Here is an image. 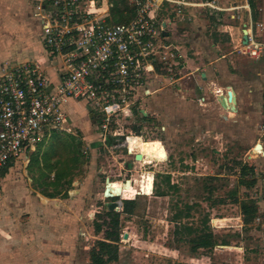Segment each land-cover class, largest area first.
<instances>
[{
    "label": "rangeland",
    "instance_id": "obj_1",
    "mask_svg": "<svg viewBox=\"0 0 264 264\" xmlns=\"http://www.w3.org/2000/svg\"><path fill=\"white\" fill-rule=\"evenodd\" d=\"M109 1L104 0V8ZM115 1L119 0H112L109 7L113 23L117 22ZM236 1L239 5L244 2ZM249 2L264 6V0ZM7 3L0 0V6ZM124 11L121 15L127 16ZM11 14L8 11L0 18V57H17L30 51L44 62L41 38L24 27L30 18L23 13L11 18ZM197 15L190 27L187 22H179L178 27L186 30V42H191L180 47L193 48L188 55L198 51L188 56L193 64L209 63L206 72L210 77L223 90L233 88L235 111L223 108L211 93L203 103L193 79L175 83L171 76L157 73L163 78L154 76L150 94L137 102L143 113L135 112L128 127L117 126L118 136L104 132L106 140L102 143L96 137L101 128L97 124L98 130L92 124L88 127L86 122L77 124L78 129L73 128L71 133L46 127L42 138L14 168V181L22 183L26 192L22 191L18 199H14V193L13 199L2 205L0 264H91L90 252L97 249L99 241L117 246V259L106 264H264V240L256 230L261 212L244 223L241 209L252 203L250 197L264 183V145L263 154L255 158L251 154L259 144L258 125L264 112V55L258 60L241 56L237 52L240 30L236 25L232 37L223 35L206 27ZM210 43L219 46L212 48ZM210 52L223 58L214 61L208 56ZM85 108L91 110L87 104ZM141 115L147 117L142 119ZM94 119L98 121L97 116ZM131 137L162 142L165 160L147 164L136 160L127 146ZM70 142L77 152L56 163L52 152L64 150ZM40 151L51 154L46 155L47 164L53 168H44L42 161L43 165L31 167L30 175L35 179L36 170L42 168L51 183L66 171L58 184L46 187V194H56L51 199L31 185L26 170L32 166L29 161L35 152V160H43ZM243 166L248 168L244 176ZM145 173L152 177L151 193L137 194L136 186ZM251 179L255 180L251 187L240 184ZM112 181H131L132 187L121 195L104 196L106 184ZM25 196L30 200L23 201ZM125 205H131L132 211L124 212ZM113 219L117 220L116 227ZM207 226L217 244L194 249L192 241ZM109 233H117L118 238Z\"/></svg>",
    "mask_w": 264,
    "mask_h": 264
},
{
    "label": "built area",
    "instance_id": "obj_2",
    "mask_svg": "<svg viewBox=\"0 0 264 264\" xmlns=\"http://www.w3.org/2000/svg\"><path fill=\"white\" fill-rule=\"evenodd\" d=\"M33 1L46 60L0 64V173L30 152L46 127L70 132L63 111L70 99L91 107L102 143L104 132L118 136L117 126L128 127L135 112L143 113L137 102L150 94L154 73L172 76L180 67L178 47L167 39L175 17L190 8L215 15L237 8L219 0H125L133 16L113 23L112 0L105 8L104 0ZM242 7L249 13L247 2ZM246 25L237 52L258 60L264 55V15ZM258 132L261 149L253 150L254 158L263 154L264 112ZM252 197L264 201V183ZM256 220L264 239V211Z\"/></svg>",
    "mask_w": 264,
    "mask_h": 264
},
{
    "label": "crops",
    "instance_id": "obj_3",
    "mask_svg": "<svg viewBox=\"0 0 264 264\" xmlns=\"http://www.w3.org/2000/svg\"><path fill=\"white\" fill-rule=\"evenodd\" d=\"M7 3V5L0 6V18H3L4 15L7 16L8 11L9 13H13L11 14V18L14 17V14L18 15L20 13H23L25 15H27V17L30 18L31 22L24 26L25 28H27L30 32H37V36H39V26H38V22L37 19L34 15L35 13V7H34V1L33 0H5ZM255 1V0H253ZM3 2V1H1ZM245 2L248 3L249 6V13L245 12V8L242 7ZM10 3V5H9ZM219 3L222 7L224 8H228L232 3L235 4V6L237 8H234L232 10L229 11H225V12H220L217 13L218 15H215L214 11H206L205 14H203L202 16L199 15V12L197 10H194L193 8L188 9L187 11H185L181 16H177L175 17V22L170 24V29L171 32L168 33V41L172 44V45H176L178 47V54H179V58L177 59L178 62L180 63V67L179 69H177V72L174 73V75H172V82H179L181 80H185V78L187 80H194L196 85H197V89L200 90L199 92L201 93V99L203 100L202 102L205 103L207 100V96L209 93L213 94L215 97L220 99V103L224 100H226V97L224 98L223 96L226 95V92L228 90H231L232 92L234 91L232 87H226L224 90L222 87V85H219L216 80H213L210 75L209 72L207 73L206 71H208L209 69V63L205 64L202 63L201 64H193V61L191 60V57H188L190 55H192L194 52H190V49L193 48H188L187 47H180V45H185L186 44H191V42H186L185 40V29H181L178 27L179 22H187V24H189L188 26H191V23L194 22L195 19H197V17H195V15L199 16L201 20H203L205 22V26L206 27H210L215 31H219V33H223V35H229L232 37V31L234 29V26L236 25V28L239 31V36H237L238 39V47L240 45V43L242 42V40L244 39L242 36V33H244L243 29L247 26L246 24L248 23V21L250 20L252 22V25L260 20V18L264 15V6L263 7H259L258 5H256L255 2H253V4H251L249 2V0H244V2L242 4H238L236 0H219ZM263 10V12L261 13V11ZM31 16H30V13ZM254 14L256 15V17L254 18ZM174 17V16H173ZM215 20V21H211V20ZM212 24H214V26L212 27ZM187 26V28H189ZM30 27V28H28ZM0 33H2L1 31V26H0ZM25 35V34H23ZM27 35V34H26ZM1 37V36H0ZM264 38V36H263ZM2 39V38H1ZM15 39V37H14ZM24 39V38H23ZM26 39V38H25ZM208 40L210 41V39L208 38ZM189 44V45H190ZM209 46H211L212 48L218 47V43L214 44V43H210L208 44ZM237 47V48H238ZM35 52H28V54H24V55H17L11 58H8L7 56L5 57H0V64L2 62H12V61H8L9 59H16L17 61L14 62H22L25 60H37L38 59L35 58L34 56ZM198 53V51H195L194 54ZM205 56V55H204ZM209 57H212L213 55H211V52L208 54ZM242 56V55H241ZM45 58V57H44ZM208 58V57H206ZM214 58V61L216 60H220L223 58V56L221 57H212V59ZM41 62V61H40ZM201 65V66H199ZM207 65V67L205 66ZM165 74V72L161 71H157L156 73H154L155 75H153L152 80L154 79V76L156 78H163L162 75L159 74ZM167 75V74H166ZM197 75L199 76V80L197 78ZM169 76V75H167ZM197 78V79H196ZM161 81V80H160ZM198 81V82H197ZM152 82V81H151ZM202 86H200V85ZM152 88V85L150 83V89ZM153 90V89H152ZM235 96H236V92L234 91ZM233 93V95H234ZM237 100V97H236ZM205 101V102H204ZM222 105V104H221ZM77 106H80V108ZM81 110V111H80ZM63 111L66 113V115L69 118V128H70V132H72L73 128L78 129L77 124H81L82 126L85 125V122L88 124V127L92 124L94 127L95 125V121H94V117L92 115V113L88 110H86V108L84 109V103L80 102V101H76V100H68L67 102H65L63 104ZM74 121V122H73ZM79 122V123H78ZM87 127V128H88ZM81 128V127H80ZM96 130V128H95ZM96 133V132H95ZM96 137L99 138V135L96 134ZM100 141V140H99ZM34 150V149H32ZM22 158L24 159V157L22 156ZM21 158V159H22ZM20 159V160H21ZM19 164V161L15 162L14 164L9 165L7 168H5L4 170H2V172L0 173V213L3 211L2 209V205H4L3 203L5 201L8 202V200L10 198L13 199V195L15 193V198L14 199H18L20 198V194H22L23 190L22 188V183L19 182H15L14 178H13V171L15 166H17ZM251 168V165L249 166ZM29 168V167H28ZM29 176H30V180L31 181V185L33 183V176L30 175V169H26ZM34 185V184H33ZM35 186V185H34ZM132 186V185H131ZM33 187V186H32ZM36 187V186H35ZM34 188V187H33ZM37 188V187H36ZM26 192V191H25ZM27 196V195H26ZM25 196V198L23 199L26 201H29V197L27 198ZM46 197H49L47 195H45ZM50 199L52 197H49ZM250 200L253 202V204L255 205L256 208V213L255 216L259 214V212L264 211V201L263 200H254L253 197H250ZM261 204V206H260ZM259 232V227H257L256 229ZM260 235V233H259ZM260 237V236H259ZM261 238V237H260ZM263 239V238H261ZM264 240V239H263ZM229 247V246H228ZM227 247V248H228ZM240 250V249H238Z\"/></svg>",
    "mask_w": 264,
    "mask_h": 264
},
{
    "label": "trees",
    "instance_id": "obj_4",
    "mask_svg": "<svg viewBox=\"0 0 264 264\" xmlns=\"http://www.w3.org/2000/svg\"><path fill=\"white\" fill-rule=\"evenodd\" d=\"M119 4H120V6H119ZM114 5L115 6H114L113 14H114V18H117V22H115V23L125 22L133 16V7L131 5H129L127 3V1H125V0H119L118 2L115 1ZM124 10H127V16L121 15L122 11H124ZM143 119H145V118L143 117ZM66 145H68V144H66ZM72 152L73 153L77 152V150L73 149L72 142H70V146L68 145L67 148L65 147L64 150L62 149L59 152H58V150L56 152L53 151L52 155H54L53 157H57V159L55 161H56V163H59L60 160L62 159V157L63 158L65 156L68 157V154L69 155L73 154ZM35 153L31 156L30 161H29V163H32L31 164L32 166H29L30 170H31V167H33V166L37 167L42 162L46 166V167L43 166L44 168H47V166H49V168H47V169L53 168L52 165L47 164V156L46 155H51V154H48V152L45 153L44 151H40L39 155L41 156V159H43V160L37 161V160H35V158L38 159L37 156H35ZM55 155H57V156H55ZM71 157H72L73 161L76 160V158L73 155ZM43 163H42V165H43ZM42 169L36 170L38 172V178L35 179L33 176V184L37 188H39L40 191H42L44 193L46 191L45 190L46 187L49 184H52L55 182H56V184H58L60 179H61V176L66 174V171L61 172V174H57L55 181L51 183L50 181H47L46 174L43 172ZM247 169L248 168H246L245 166L242 167V169H241V172H242L241 175L242 176H244L246 174ZM254 182H255L254 179L241 180L240 184L245 185L247 187H251L254 184ZM46 195L49 197H54L56 194L54 195V193H47ZM241 209H242V213L244 215V223H249L255 216V213H256L255 205L252 202L250 204H246V205L242 206ZM123 211L126 213L131 212L132 211L131 205H127V206L125 205L123 207ZM180 215L181 214H176V217H179ZM116 225H117V220L113 219V226L116 227ZM96 229L99 230V225H97ZM186 231L189 232L190 228L187 227ZM112 234L113 233H111V234L109 233V236H111ZM113 235L115 236L114 237L115 239L118 238L117 233H114ZM192 242H193L192 246L194 249L211 247V246H214L217 244L216 240L214 239L212 232L209 230V226L205 227V229L201 233V235L198 236V238H196V240H193ZM97 245H98L97 249H93L90 252L91 264H106L107 262L114 261L117 259V246H115L111 243L105 242V241H99Z\"/></svg>",
    "mask_w": 264,
    "mask_h": 264
},
{
    "label": "bare ground",
    "instance_id": "obj_5",
    "mask_svg": "<svg viewBox=\"0 0 264 264\" xmlns=\"http://www.w3.org/2000/svg\"><path fill=\"white\" fill-rule=\"evenodd\" d=\"M231 91V90H230ZM232 92V91H231ZM233 94V92H232ZM221 104L225 105V108L229 107L234 109L233 105V100L227 101L224 100L222 101ZM233 111V110H231ZM234 112V111H233ZM141 139V138H140ZM139 138L136 137H131L128 138L127 140V146L128 150L130 153L134 152L135 154L140 155V159L138 161L150 163L154 161H163L165 160L167 153L166 150L163 146V143L160 142L159 140H154V141H142ZM260 148H257L259 150ZM255 151H251V154H254ZM146 174V173H145ZM142 179L139 180L136 188V193L137 194H143V195H149L151 193L152 189V177L151 175H144L141 177ZM131 181H128L126 184L123 182H117V181H112L106 184L105 189L103 192L106 190V194L109 196L113 195H121L123 191H127L131 189ZM107 196V195H104ZM112 198V197H111Z\"/></svg>",
    "mask_w": 264,
    "mask_h": 264
},
{
    "label": "water",
    "instance_id": "obj_6",
    "mask_svg": "<svg viewBox=\"0 0 264 264\" xmlns=\"http://www.w3.org/2000/svg\"><path fill=\"white\" fill-rule=\"evenodd\" d=\"M233 93H234V91H233ZM224 98L226 97V99H227V101H229L230 102V100H233V105H234V109H232V108H229V107H227V108H225V105H223L222 104V106H223V108H225L226 110H228V111H231V110H233V111H235V109H236V96H235V93H234V95L232 94V92L230 91V90H228L227 92H226V95L225 96H223ZM257 148H260V145L258 144L257 145ZM135 159L136 160H139L140 159V155L139 154H135ZM128 183V181H126V184ZM107 192H106V190L104 191V194L103 195H107V196H109L108 194H106ZM114 207V204H112L111 206H110V209H112ZM124 238H126V234L124 235Z\"/></svg>",
    "mask_w": 264,
    "mask_h": 264
}]
</instances>
